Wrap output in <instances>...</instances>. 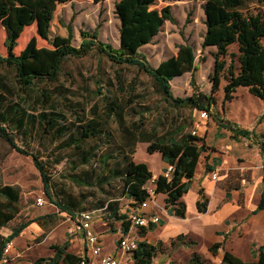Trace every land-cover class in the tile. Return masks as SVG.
<instances>
[{"label":"rangeland","instance_id":"obj_1","mask_svg":"<svg viewBox=\"0 0 264 264\" xmlns=\"http://www.w3.org/2000/svg\"><path fill=\"white\" fill-rule=\"evenodd\" d=\"M8 1L11 12L0 19V55L8 54L7 40L19 21L17 46L12 54L25 53L27 72L50 69L55 48L69 42V28L73 29L70 41L73 46L79 47L83 42L81 32L97 31L100 42L110 44L114 49L120 47V21L115 14V3L119 0H72L60 4L48 28L39 10L40 0ZM156 1L158 9L170 6L175 23L166 22L152 43L141 48V56L157 67L174 56L179 45H191L196 53V85L199 90L210 93L215 58L213 50L202 48L206 31L202 3L194 0ZM230 52H237L236 46L231 47ZM2 73L14 82L13 69H4ZM191 80V73L173 80L174 97L191 96L194 93ZM225 85L223 77L214 114L205 125H200L198 137L204 139L207 150L200 159L202 169L199 163L196 173L200 171L211 179L216 173L219 189L226 192L240 187L248 193L250 202L256 200L262 190L257 184L264 175V101L241 87L234 99L224 104ZM13 103L21 104L27 114L19 128H15L14 122L10 129L19 147L45 162L52 179L53 200L45 193L33 157L17 152L0 138V187L11 185L21 192L19 216L1 231L9 235L20 224L45 215L55 217L56 222L50 223L49 218L44 220L47 229L33 223L40 227V232L14 241L17 251L11 252L6 264H33L39 258L53 257V245L68 244V251L76 255L84 252L82 240L69 235L71 224L53 201L76 212L102 210L96 214L97 228L115 233L113 229L120 227V223L110 226L107 222V203L118 201L121 213L125 214L130 213L131 206L123 197L119 171L126 167L134 152L135 162L145 163L156 171L160 159L148 153L146 140L180 138L191 133L197 123V112L166 102L153 78L145 72L135 66L114 64L96 50L84 58H67L58 81H38L26 95L8 94L2 111ZM112 103L115 111L109 109ZM42 113L49 114L48 117L63 115L64 119H58L56 127L51 128L41 118ZM220 119L247 129L252 135L249 138L235 136L229 127L221 126ZM90 121L99 124L101 133L82 138L77 145L83 125ZM226 154L230 158L224 163ZM217 160L221 161L219 165ZM206 165L214 171H208ZM114 171L118 175L115 176ZM39 197L45 200L43 206L37 204ZM192 202L193 197L189 195L187 204ZM120 239H114L113 244ZM109 244L110 240H107L103 246ZM176 264H186V259Z\"/></svg>","mask_w":264,"mask_h":264},{"label":"trees","instance_id":"obj_2","mask_svg":"<svg viewBox=\"0 0 264 264\" xmlns=\"http://www.w3.org/2000/svg\"><path fill=\"white\" fill-rule=\"evenodd\" d=\"M72 0H40L39 10L46 23L47 28L54 19L57 6L69 3ZM102 2L105 0H96ZM185 1V0H175ZM202 3L205 15L206 32L203 36L202 48L215 47L213 53L215 58V70L211 75L212 90L205 93L198 89L195 80L196 53L194 48L188 44L178 46L175 56L162 61L159 66L153 67L141 56L142 47L152 43L159 35L166 22L175 23L170 6L158 9L156 0H119L115 3V14L120 21V47L114 49L110 44L98 40V33L81 32L83 42L79 47L73 46L70 41L73 37V29L69 28V42L55 48L53 63L47 71H26L27 57L25 53L16 56L12 54L13 48L17 46L16 28L12 29L11 36L7 40L8 54L0 55V138L9 144L17 152L32 156L35 165L41 173L44 190L47 196L53 200L51 193L52 179L49 175L45 162L37 155H33L19 147L10 129L11 123H16L15 128L23 124L27 111L19 103H13L10 107L2 108L6 104L8 94L22 95L29 94L38 81L56 82L59 80L62 66L69 57L84 58L96 50L101 55L118 65H129L138 67L148 76L153 78L157 89L163 94L166 102L176 108H189L196 111H207L214 114V107L217 103L216 95L220 90L223 77L226 79L224 87V104L231 102L237 90L241 87L247 88L249 93L264 101V0H194ZM11 12V5L8 0H0V19L8 16ZM34 15L31 14L33 19ZM236 46L237 52H230V48ZM4 69H13L14 82H11L2 73ZM186 73L192 74L191 85L194 93L185 98H176L172 92L171 81L183 76ZM47 100L49 97L44 93ZM114 103L110 110L115 111ZM224 108V105H223ZM49 114L42 113L41 118L51 128H55L60 117H48ZM17 118H20L19 120ZM221 120V119H220ZM235 136L249 138L251 131L243 129L232 123H224ZM102 129L95 121L83 125L81 136L77 139V145L82 138H91L101 133ZM76 142V141H75ZM147 151L150 154L160 153L162 160L173 165L174 170L170 179L163 175L157 177L156 194L163 195L165 208L172 216L185 218L187 207L182 200L189 193L193 186L194 177L200 163L202 153L207 150L204 139L193 136L191 133L182 135L180 138L169 137L161 140H146ZM133 151V150H132ZM135 154V152H134ZM132 158L127 161L126 167L119 174L123 180V197L127 198L132 207H138L149 197L146 184L153 178V173L145 163H136ZM208 171L214 168L208 167ZM114 175H118L114 171ZM201 199L197 202L200 212H205L209 199L203 196L200 190ZM21 192L19 188L11 185L0 187V264L3 263L4 250L9 242L14 241L32 223H37L47 229L44 221L50 219V223L56 222L55 217L45 215L27 223L20 224L13 228L8 236L1 233V229L7 228L20 214ZM61 212L75 216L82 212L72 211L69 206L62 205L56 201ZM105 207V206H103ZM108 216L105 217L110 226L114 223L121 224L123 236H127L132 228L129 220V213H121L118 201L107 203ZM264 210V180L262 194L258 209ZM156 225L142 228L140 235L143 237L148 230H154ZM116 232L115 228L113 229ZM53 257L39 258L33 264H80L82 257L68 251L69 246L53 245ZM220 244L211 247V252L216 254ZM161 245H153L147 241H139L138 248L132 254L134 264H151L162 252ZM254 262H245L230 252H226L221 264H264V246L253 251ZM190 264H209L201 255L194 254Z\"/></svg>","mask_w":264,"mask_h":264},{"label":"crops","instance_id":"obj_3","mask_svg":"<svg viewBox=\"0 0 264 264\" xmlns=\"http://www.w3.org/2000/svg\"><path fill=\"white\" fill-rule=\"evenodd\" d=\"M207 49L213 50L214 53L217 51L215 47ZM196 112V119H198L199 113L198 111ZM135 154L133 156L134 161ZM154 154L160 159V166L156 171H153L150 167L149 169L152 171L153 177L157 178L164 173L168 164L162 160L160 153ZM224 158L226 159L224 163H227L230 157L226 154ZM220 162L217 160L218 165ZM200 167L202 169L201 163ZM263 180L264 175L257 186L260 185L262 187ZM200 190L203 191V196L209 199L205 212H200L197 207V202L202 197ZM261 194L262 190L259 197H256V200L254 199L249 202L248 193H244L240 187L224 192L217 187L216 182L212 181L209 176L205 177L198 171L195 174L191 190L182 199L187 207L185 218L172 216L166 209V212L162 211L160 213L161 223L156 225L154 230H148L146 235L142 237L140 235L142 228L132 229L127 236L131 240L138 242L147 241L153 245L160 244L163 250L153 260L155 264H176V262L180 263L184 259H186V264H190L193 255L196 253L201 255L209 264H221L226 252L234 254L245 262H254L253 251L260 246H264V210L256 212ZM189 195L193 197L191 205L187 204V197ZM157 200L163 206L164 196L158 195ZM129 203L131 202L129 201ZM145 212L149 214L156 211H154L153 206H150ZM34 224L32 226L30 224L14 241L17 242L24 235L28 236L32 232H40V227ZM94 228L100 235L103 243L110 240L108 246H103L104 254L116 256L125 264H134L131 253H123L118 249V243L113 244L114 239L118 240L123 236L121 224L120 227L115 229L116 232L113 234L107 232L108 229L100 231V227L97 228L96 223L94 224ZM2 234L8 236V234ZM75 240H78V238ZM80 240L82 239L80 238ZM215 244H220V248L216 254H213L210 249ZM14 250L17 251L14 248L12 250L13 253ZM82 254L79 255L82 256Z\"/></svg>","mask_w":264,"mask_h":264},{"label":"built area","instance_id":"obj_4","mask_svg":"<svg viewBox=\"0 0 264 264\" xmlns=\"http://www.w3.org/2000/svg\"><path fill=\"white\" fill-rule=\"evenodd\" d=\"M199 118L195 128L192 130L191 134L193 136H199L200 125H205L206 121L209 119L210 114L207 111H198ZM174 167L173 165H168L162 174L165 178L170 179L172 177ZM212 180L217 181L218 175L214 173L212 175ZM156 181L157 178L153 177L144 187L149 197L146 201L140 204L138 207L130 206L129 220L132 223V229L148 228L150 225H159L161 223L160 213L162 211L166 212V208L163 204L160 205L158 202V195L156 194ZM37 204L43 206L45 200L42 197L37 199ZM150 206L154 207L155 213L145 212ZM102 212V210L95 211H82L75 216L65 213L67 221L71 224L68 227V233L73 239L81 238L84 245V252L82 254V260L80 264H125L120 261L116 256L104 254L103 252V242L100 235L96 232L94 224L96 223V214ZM130 230V231H131ZM129 235V234H128ZM118 249L123 253H133L138 248V241L131 240L128 236H122L118 241ZM14 249V243L9 242L4 250V259L2 264H6L10 260L11 252ZM155 264V263H151Z\"/></svg>","mask_w":264,"mask_h":264}]
</instances>
